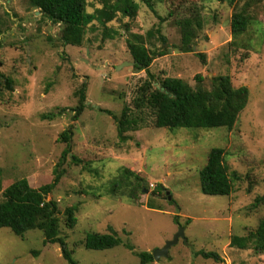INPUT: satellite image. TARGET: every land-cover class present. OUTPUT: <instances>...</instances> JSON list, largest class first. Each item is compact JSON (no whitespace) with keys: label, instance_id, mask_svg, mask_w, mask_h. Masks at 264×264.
<instances>
[{"label":"rangeland","instance_id":"rangeland-1","mask_svg":"<svg viewBox=\"0 0 264 264\" xmlns=\"http://www.w3.org/2000/svg\"><path fill=\"white\" fill-rule=\"evenodd\" d=\"M134 1L139 5L135 17L116 11L103 24L93 20L81 45H67L61 24L42 16L29 0H0V71L14 79L13 90L0 87V201L17 179L25 177L35 188L53 180L66 147L58 137L72 125L71 155L80 162L67 158L49 199L58 202L61 235L79 264H139V252L153 254L181 227L185 238L149 264H264V254L230 245L233 235L255 230L264 215V204L252 208L264 195V0H153L156 12L143 0ZM246 2L250 25L233 36L232 14ZM104 5L105 0H87L86 9L93 13ZM150 29L160 32L147 37L145 45L166 53L150 66L156 85L171 76L195 87V75L202 73L206 88L219 74L230 75L235 87L249 88L248 104L232 129L157 128L146 110L149 123L129 131L127 142L119 140L117 122L104 110L119 116L124 106L134 108L148 74L134 66L130 35L146 36ZM84 81L88 106L73 120L71 108ZM60 107H67L61 116L41 118ZM214 147L225 151L233 180L229 195H208L200 188V170ZM123 167L139 174L147 192L136 198L128 196L130 188L112 193ZM71 205L78 207V223L68 228L63 212ZM108 226L134 249L83 245L89 232H108ZM199 250L217 251L223 260L206 259ZM0 264L68 263L59 244L44 242L42 231L32 229L22 237L3 227Z\"/></svg>","mask_w":264,"mask_h":264},{"label":"trees","instance_id":"trees-1","mask_svg":"<svg viewBox=\"0 0 264 264\" xmlns=\"http://www.w3.org/2000/svg\"><path fill=\"white\" fill-rule=\"evenodd\" d=\"M33 7L39 9L42 16L47 17L53 23L62 26V41L67 45H81L88 25L97 20L105 23L112 20L116 11L122 12L125 16L135 17L139 9L138 3L134 0H105V5L89 13L86 9L87 0H29ZM154 12L153 0H143ZM235 4L238 0H219ZM246 2L239 11H235L231 18V31L233 36L245 33L251 22V15ZM109 31V29H106ZM155 31L150 29L145 35L131 33L129 40V51L132 55L134 66L138 70H146L148 78L138 88L137 97L133 100L134 108L124 106L118 116L110 110H104L112 115L117 122V133L122 143L127 142L131 136L129 131L138 130L149 123L148 116H153L152 122L157 128H217L226 127L232 129L236 124L239 114L245 109L249 101V88L247 86L235 87L228 74L216 75L212 80V87L206 88L203 83L206 77L202 73L195 75L196 86L179 77H166L154 83V75L150 66L155 57L165 55L164 50L152 52L146 45L145 39L155 36ZM164 43L167 39L160 34ZM190 51V48H185ZM200 59L205 62V55L198 53ZM0 87L8 90L14 89V79L0 71ZM163 88V90H162ZM87 82H83L76 92L77 104L71 108L73 120H78L80 115L87 108ZM67 107H60L58 111H51L41 114L42 119L53 120L61 116ZM150 111L147 116L144 112ZM74 136L73 126L64 129L58 140L65 142L66 147L62 152L59 163L55 168V175L50 183L38 188L32 187L27 178L15 180L3 190V199L0 201V228L8 227L16 235L24 236L32 229L42 231L44 242L59 244L62 256L68 264H79L73 256V250L69 247L67 240L61 235V218L58 202L49 199V195L60 182L64 174L63 164L70 156L74 163L80 162L71 155L72 138ZM200 188L208 195H229L233 189V180L225 160V151L221 147H214L208 154L206 165L200 170ZM131 176L137 179L133 182ZM238 177V176H236ZM138 173L123 167L119 177L112 181V193L124 188H130L129 197L136 198L140 191L147 189L142 184ZM162 188V185H159ZM164 189V188H163ZM264 204V195L258 196L252 203V208ZM77 205L65 208L64 224L73 228L78 223ZM179 215H175L178 222ZM124 244L128 249L133 250L134 246L124 242L118 232L108 226V232H89L83 245L87 249L105 250ZM230 245L239 249L252 248L255 253L264 254V215L260 219L255 230H250L245 235H233ZM198 255L206 259L221 261L223 258L217 251L199 250ZM140 258L139 264H149L154 261L153 254L149 251H142L137 254Z\"/></svg>","mask_w":264,"mask_h":264},{"label":"water","instance_id":"water-1","mask_svg":"<svg viewBox=\"0 0 264 264\" xmlns=\"http://www.w3.org/2000/svg\"><path fill=\"white\" fill-rule=\"evenodd\" d=\"M163 90V88H162ZM89 103V102H88ZM145 192H147V190H145ZM167 195H168V199L171 200L172 199V196L170 195V192L167 191ZM180 212V209L177 208V213ZM185 230L184 228H180L179 231L175 234V236L173 237V239L169 240L162 248H159V249H156L154 252H153V256L154 258L157 260L159 259L160 256H167L168 255V252H169V249L174 245L176 244L180 238H185Z\"/></svg>","mask_w":264,"mask_h":264}]
</instances>
